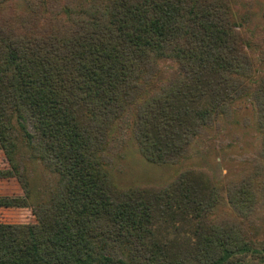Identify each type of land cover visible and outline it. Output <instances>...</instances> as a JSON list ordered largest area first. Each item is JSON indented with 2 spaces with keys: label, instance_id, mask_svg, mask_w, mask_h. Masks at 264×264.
<instances>
[{
  "label": "trees",
  "instance_id": "1",
  "mask_svg": "<svg viewBox=\"0 0 264 264\" xmlns=\"http://www.w3.org/2000/svg\"><path fill=\"white\" fill-rule=\"evenodd\" d=\"M24 3L0 14V182L22 189L0 194V209L27 208L33 219L0 222V264H189L176 248L192 239L181 225L157 239L158 224L182 214L196 219L199 264L250 252L239 225L204 221L217 185L204 197L188 171L158 189L119 188L104 155L114 123L132 110L140 153L176 162L248 98L264 157V73L231 1ZM32 161L51 179L36 202ZM262 166L228 186L242 215L257 202Z\"/></svg>",
  "mask_w": 264,
  "mask_h": 264
},
{
  "label": "rangeland",
  "instance_id": "2",
  "mask_svg": "<svg viewBox=\"0 0 264 264\" xmlns=\"http://www.w3.org/2000/svg\"><path fill=\"white\" fill-rule=\"evenodd\" d=\"M14 5L22 9L24 0H12ZM234 15L241 25L244 37L253 47L258 67L256 75L264 73V0H230ZM14 5L0 4V14L14 12ZM261 47V48H260ZM256 78V77H255ZM234 112L223 117L207 129L206 135L197 137L187 148L180 160L167 164L148 161L139 151L132 131V110L117 120L110 130L104 151L109 160L108 167L113 180L119 188L158 189L174 182L188 171L206 192L210 193L212 185L220 188L219 201L205 222H234L244 230V237L249 241L251 251L237 254L228 264H264V169L254 183L257 202L252 211L242 215L231 201L228 186L234 187L240 181L254 177L258 168H262L264 157L261 158L262 132L257 122L254 106L250 99L242 98L235 104ZM33 185L34 202L45 194L51 182L38 161L28 165ZM209 182H206L205 180ZM53 182V181H52ZM22 189L16 179L0 182V194H20ZM29 209H0V222L26 223L32 220ZM194 217L184 214L158 224L157 239L164 238L166 233H173L176 226H182L184 233L192 239L186 247H176L181 256L188 259L189 264H199L197 243L199 235H194L196 225ZM174 236V234H171ZM185 246V243H184Z\"/></svg>",
  "mask_w": 264,
  "mask_h": 264
}]
</instances>
